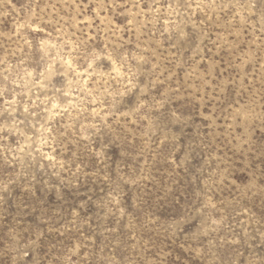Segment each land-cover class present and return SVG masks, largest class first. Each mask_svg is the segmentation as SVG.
Returning <instances> with one entry per match:
<instances>
[{"label": "clouds", "instance_id": "obj_1", "mask_svg": "<svg viewBox=\"0 0 264 264\" xmlns=\"http://www.w3.org/2000/svg\"><path fill=\"white\" fill-rule=\"evenodd\" d=\"M0 264H264V0H0Z\"/></svg>", "mask_w": 264, "mask_h": 264}]
</instances>
